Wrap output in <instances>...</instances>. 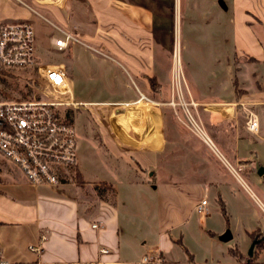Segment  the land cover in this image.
<instances>
[{"label": "crops", "instance_id": "crops-1", "mask_svg": "<svg viewBox=\"0 0 264 264\" xmlns=\"http://www.w3.org/2000/svg\"><path fill=\"white\" fill-rule=\"evenodd\" d=\"M22 1L42 16L52 13L61 23V29L72 33L68 27H71L70 14L75 7L70 0ZM74 1L77 6H87V14L92 18L94 27L92 34L85 33L79 37L83 42L82 46L91 50L97 57L100 55L104 60L117 64L122 70L121 73L130 77L139 90L141 85L146 92H152L161 101L158 102L159 109L148 108L141 101L127 104L123 113L121 109L114 108L122 105V100H80L89 104L87 107L114 109L108 111L103 119L105 123L109 122L108 129L113 143L124 155H131L133 159V154L139 156L135 161L147 178L128 179L124 186V196L121 197L120 191L112 182L86 178L78 163L77 171L84 182L82 187L92 186V183H96L97 187L101 182H106L116 191L114 200L103 196L99 191L103 197L101 201L96 204L84 200L83 209V202L64 188L69 184L60 187H36L29 183L17 166L2 161L1 245L6 257L13 262L39 260L43 264H139L144 255L160 252L165 258V264H170V256L174 253L178 241L181 242L175 233L180 231L181 238L186 237L187 228L192 224L195 213L200 216L198 228L201 235H207V194L215 190L220 197L229 194L239 198L238 186L225 176L219 175L216 169L203 161L204 157L198 155L197 151L192 152L195 150V145L191 143L192 135L174 131L170 111L168 113L162 108L164 104L169 103L162 99L170 100L173 97L176 101V93L170 91L169 72L165 78L158 71V61L162 57L160 54L169 48L166 49L164 42L159 39L157 9L133 0ZM20 6L12 0H0V21L33 20L37 17L29 8ZM220 6L221 12L231 14L232 19L234 60L228 57L229 75L220 78L221 70L218 67L221 65V59L217 52L215 57L212 55L208 58L213 61L209 63L210 68L213 65L217 68L207 72H203L201 65L202 69L196 68L186 73L178 50L176 56H179L186 90L190 96H184L185 102L189 103V107L195 106L199 119L200 115L205 117L214 134L221 132L226 135L225 141L232 142V146L230 142H221V146L232 157L235 165L243 167V173L250 169L256 170L258 157L257 160L251 154L242 157V143L264 142V137L260 139L261 128L258 134L248 131L246 111L253 110L257 115L260 111L264 112V0H210L207 11L211 8L218 13ZM212 22V19L208 20L206 17V27L213 28ZM216 38L212 34L203 37L204 42L211 45L212 51L213 45L217 46ZM85 41L90 42L92 46H88ZM73 47L74 45L71 49ZM215 50L217 51V47ZM199 71L200 75L206 73L209 76L201 79L202 76H198ZM67 73L73 87L72 72ZM153 77L160 84L156 91L149 84V78ZM183 93L185 92L182 90ZM142 94L144 95V92ZM195 139L194 137V141L197 140ZM99 141L102 145V138ZM212 152L216 158L223 156L228 162L218 148ZM190 156L196 160L189 162ZM78 172H75L74 181L70 185H77L75 179ZM259 178L264 184V173ZM244 182L246 188L252 192L245 180ZM203 188L206 189V194H201ZM257 192L264 200V193L259 189ZM205 199L208 201V213L202 214L197 207ZM257 199L264 208V202ZM178 203V209L171 211V206ZM180 205L189 208L187 214L181 212ZM97 223L100 228H93ZM42 236L47 237L45 242L42 241ZM235 236L236 232L232 233L230 242H220L233 243ZM257 239L264 241L263 230ZM41 244L44 245V253L41 256L29 251L31 245ZM238 245L235 244L234 247L239 248ZM255 248L256 245L253 255ZM102 249H108L110 253L102 255ZM251 253L252 249L246 257H251ZM222 258L226 262L221 263L220 260L219 264L236 263L230 254H223ZM260 263L264 264V261Z\"/></svg>", "mask_w": 264, "mask_h": 264}, {"label": "rangeland", "instance_id": "rangeland-1", "mask_svg": "<svg viewBox=\"0 0 264 264\" xmlns=\"http://www.w3.org/2000/svg\"><path fill=\"white\" fill-rule=\"evenodd\" d=\"M73 8L70 14V23L68 27L72 34L76 37L82 35L92 34L94 27L91 23V17L88 16L87 6H77L74 0H70ZM139 4H144L157 9V32L161 42H164L166 49L160 55L161 59L158 61L159 72L166 78V73L171 75V92L176 93V101L171 97L169 102L164 104L167 112L170 111L172 118L173 130L176 132H187L192 135L195 151L203 161L208 163L219 172V175L225 176L228 180L233 181L238 186L239 198L233 197L229 194L224 197L218 196L215 190L207 194L209 201V217L207 221V235L202 236L198 228L199 215L195 213L192 224L187 228L186 237L181 238L180 231L175 234L181 242L177 243L174 253L170 256V264H219L226 262L223 261V254H229V249L233 248L235 244H239V249L244 256H249L251 252L254 239L251 234L256 231H264V208L261 207L258 199L264 200L257 192V189L264 193V184L260 181L259 172L264 170V142L250 143L243 142L240 148V155L246 157L248 154L253 155L254 159L258 160L255 163L256 170L250 169L248 172H240V176L246 181L247 185L252 189V192L242 184L238 178L228 170L225 165L224 157L216 158L215 153L208 149V146L199 139L190 129V116H193L197 122H200L206 128L209 136L216 144L218 150L228 159V162L237 169L232 161V157L221 146V142L225 141L226 135L221 132L214 134L203 115H197L195 106L188 105L185 102V97H190L186 90V83L181 70L180 61L184 62L186 73L190 70L200 69L203 66V72L216 69L217 66H211L209 63L212 61L211 56H216V52L221 59L219 65L220 78L229 75V62L228 57L234 51L232 40V26L231 14L227 15L221 12L208 10L210 0H133ZM18 4V3H16ZM21 7V6H20ZM23 8V7H22ZM79 9V11H78ZM159 9V10H158ZM81 11V12H80ZM45 14V13H44ZM84 14V15H83ZM213 14L212 16H209ZM42 15V14H41ZM48 15V16H47ZM44 16V15H43ZM47 16V17H46ZM88 18L85 20V17ZM218 16V17H217ZM44 17L52 21L61 28V23L53 16L52 13L46 14ZM213 20V28L209 29L205 25V19ZM218 19V20H217ZM30 20V19H29ZM36 31L37 39V53L42 65H62L67 72H72L73 76V89L77 96V101H93L104 102L107 100H122V105L114 108L121 109L125 113L127 104H134L140 101V93L154 101L158 105H153L142 101L148 108H160L159 97H156L152 92H146L140 85V90L132 83L130 77L122 74V70L117 64L108 60H104L100 55L98 57L88 48L82 44H75L71 49L59 51L52 45V38H62L64 35L56 31L51 25L44 22L39 17H34L33 20ZM215 22V23H214ZM216 36L217 51L213 45L212 47L203 39L210 35ZM88 46H92L90 42L85 41ZM164 46V45H163ZM160 49V48H159ZM179 52V56L177 53ZM182 51V52H181ZM182 53V54H181ZM100 56V58H99ZM176 57V58H175ZM204 57V58H203ZM213 57V59H214ZM213 62V61H212ZM211 62V63H212ZM180 65V66H179ZM210 68V69H209ZM224 68V69H221ZM179 73L177 74V70ZM202 69V68H201ZM224 70V71H223ZM11 77H0V98L4 100H24L33 99L34 97L40 98L39 82L37 72L34 70L23 71L20 69H8ZM201 79H206V73ZM162 77V76H161ZM163 79V78H162ZM182 90L183 93L182 94ZM157 95V94H156ZM185 96V97H184ZM184 97V98H183ZM187 99V98H186ZM176 104H175V103ZM187 103V104H186ZM162 104V103H161ZM186 104L188 108L183 105ZM193 107V108H192ZM170 109V110H169ZM114 110L113 108H97V107H80L75 110L76 115V130L78 135V163L80 171L88 179L98 178L112 182L120 191V196H124V186L127 180H136L137 178L146 179L147 176L137 164L138 155H124L113 143V137L108 129L109 122L103 120L108 114V111ZM145 116V115H144ZM202 116V117H201ZM146 117V116H145ZM261 136L264 137V112L258 113ZM117 119V118H116ZM99 135V137H98ZM194 137L196 141H194ZM256 137V136H255ZM102 138L103 144L100 145ZM189 139V138H188ZM220 139H222L220 141ZM202 141V142H201ZM139 157V156H138ZM211 157V158H210ZM219 159V160H218ZM195 157L190 156L188 161H195ZM216 165L218 167H216ZM75 169L71 170L74 172ZM204 172V177H205ZM208 178V177H207ZM74 181V180H73ZM73 183V182H72ZM98 187V186H97ZM96 183L92 186L82 187L75 184L65 186L73 196L78 198L81 202L84 200L98 204L103 198L96 189ZM81 189V190H80ZM256 194L255 196L253 195ZM201 194H206V189H201ZM90 196V197H89ZM257 196V197H256ZM238 197V196H237ZM111 198V196H109ZM108 198V199H109ZM85 203H82V206ZM182 213H188L189 208H183L180 205ZM179 203L171 206V211L178 209ZM85 209V207H82ZM262 219V220H261ZM239 230V231H238ZM227 231L231 233L236 232L235 241L229 244L220 242V237ZM264 253V251L262 252ZM259 256L258 261H264V254Z\"/></svg>", "mask_w": 264, "mask_h": 264}, {"label": "built area", "instance_id": "built-area-1", "mask_svg": "<svg viewBox=\"0 0 264 264\" xmlns=\"http://www.w3.org/2000/svg\"><path fill=\"white\" fill-rule=\"evenodd\" d=\"M29 8L33 15L51 25L64 35L52 38V45L59 51L75 44H83L79 37L58 27L52 21L30 8L22 0H12ZM0 63L6 69L34 70L38 75L41 97L24 100H4L0 98V170L2 161L17 166L29 183L39 186L60 187L73 182L78 166V135L76 130L75 110L89 104L77 101L70 77L62 65H42L37 53L35 25L31 20L0 21ZM140 101L158 105L140 93ZM183 105V104H182ZM188 108L186 104L183 105ZM247 111V129L258 134L260 123L253 110ZM190 129L209 148L216 151V145L206 128L190 116ZM224 159V158H223ZM225 160V159H224ZM228 170L245 184L240 176L243 167L234 168L225 161ZM205 199L197 207L202 214H207ZM98 229L100 225L94 224ZM47 240L42 236V241ZM29 251L37 256L44 253V245H31ZM110 251L102 249L101 254ZM0 264H43L34 262L10 261L0 242ZM139 264H165L160 252H150L142 257Z\"/></svg>", "mask_w": 264, "mask_h": 264}, {"label": "trees", "instance_id": "trees-1", "mask_svg": "<svg viewBox=\"0 0 264 264\" xmlns=\"http://www.w3.org/2000/svg\"><path fill=\"white\" fill-rule=\"evenodd\" d=\"M253 59H251L252 61ZM13 76L11 73H9L5 66H3L0 63V77H11ZM149 84L150 86L156 91L158 88H160V84L158 83L157 79L155 77L149 78ZM237 84V83H236ZM237 88V87H236ZM76 172L77 169H75ZM76 183L78 186H80L83 182V179L81 178L79 172L76 173ZM84 183V182H83ZM98 190L103 196H111V198L114 200L116 198V191L112 185L107 184L106 182H101L98 185ZM260 235L259 231H256L251 234V237L254 239V242L256 243V250L252 257H246L244 256L238 247L230 248L229 254L236 260L235 264H263L258 261V258L261 254V252L264 251V241H261L258 238Z\"/></svg>", "mask_w": 264, "mask_h": 264}, {"label": "water", "instance_id": "water-1", "mask_svg": "<svg viewBox=\"0 0 264 264\" xmlns=\"http://www.w3.org/2000/svg\"><path fill=\"white\" fill-rule=\"evenodd\" d=\"M264 171H260V175H262ZM232 233L230 231H227L224 235H222L220 237V240L225 242V243H228L232 240ZM257 242L254 243V245L252 246V253H251V257L253 256V249H254V246L256 245Z\"/></svg>", "mask_w": 264, "mask_h": 264}]
</instances>
